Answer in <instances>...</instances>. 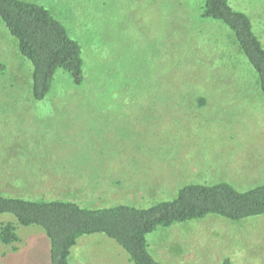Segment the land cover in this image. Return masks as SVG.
<instances>
[{
  "label": "rangeland",
  "instance_id": "374dc122",
  "mask_svg": "<svg viewBox=\"0 0 264 264\" xmlns=\"http://www.w3.org/2000/svg\"><path fill=\"white\" fill-rule=\"evenodd\" d=\"M25 1L48 9L80 43L85 85L59 73L50 97L34 101L31 65L0 20V195L148 208L188 184L264 185L257 76L245 65L234 72L243 57L225 50L227 28L203 20L199 0ZM229 3L251 18L264 46V0ZM212 37L215 48L204 43ZM10 221L0 215V226ZM17 229L21 243H0V264H50L45 232ZM108 240L82 241L71 264H134ZM147 240L163 264H264V216L237 223L210 215L158 228Z\"/></svg>",
  "mask_w": 264,
  "mask_h": 264
},
{
  "label": "trees",
  "instance_id": "16d2710c",
  "mask_svg": "<svg viewBox=\"0 0 264 264\" xmlns=\"http://www.w3.org/2000/svg\"><path fill=\"white\" fill-rule=\"evenodd\" d=\"M199 3L203 20L210 19L227 28L230 37L226 40L225 50L235 49L243 57L242 63L237 60L240 65L235 62L234 72H239L243 65L248 72L254 71L257 76L255 84L264 99V46L254 32L251 18L233 9L229 0H199ZM0 20L17 41L15 44L22 58L31 65L34 101L43 102L50 97L59 73L69 75L74 86L84 87L82 47L48 9L25 0H0ZM218 41V37H212L204 43L215 48ZM4 71L6 67L0 66V73ZM104 88V92H108V85ZM164 92V97L169 100L177 95L172 97L167 89ZM194 95L193 102L196 100L199 108L205 107L206 99L202 95ZM185 99L179 95L176 101L183 103ZM136 134H142V131ZM25 198L0 195V215H12L14 218V222L1 224L0 243L15 250L14 245L21 243L18 226L40 227L50 243V264H70L71 253L78 240L96 234L114 240L134 264H163L153 258L147 240L158 228L203 220L210 215L237 223L264 216V185L239 191L226 182L188 184L178 191L174 199L148 208L122 204L88 208L72 200ZM220 264H232V261L227 258Z\"/></svg>",
  "mask_w": 264,
  "mask_h": 264
},
{
  "label": "crops",
  "instance_id": "0c3cea01",
  "mask_svg": "<svg viewBox=\"0 0 264 264\" xmlns=\"http://www.w3.org/2000/svg\"><path fill=\"white\" fill-rule=\"evenodd\" d=\"M101 236H104V237H101ZM107 237V236H106ZM105 237V235H98V236H90V237H86V238H81V239H79L78 240V243H77V245H76V247H75V249H77L78 247H79V245H80V243L83 241V242H87V240H89L88 242V244L90 245V246H93L95 243L96 244H101V245H105V243L107 242L108 244H111V242H109V240H108V237L106 238ZM82 239H84V240H82ZM110 239V238H109ZM113 245H117V244H115V242H114V244ZM114 246V247H115ZM75 251V250H74ZM73 252V251H72ZM73 253H75V252H73ZM71 255H72V253H71ZM70 259H71V257H70ZM74 259V258H73ZM129 262H130V260H129ZM70 264H71V262H70Z\"/></svg>",
  "mask_w": 264,
  "mask_h": 264
}]
</instances>
